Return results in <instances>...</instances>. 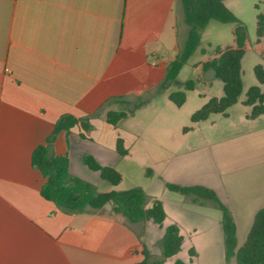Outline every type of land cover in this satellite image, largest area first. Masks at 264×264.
I'll use <instances>...</instances> for the list:
<instances>
[{
    "label": "crops",
    "instance_id": "obj_1",
    "mask_svg": "<svg viewBox=\"0 0 264 264\" xmlns=\"http://www.w3.org/2000/svg\"><path fill=\"white\" fill-rule=\"evenodd\" d=\"M187 30L180 0H0V264H137L144 249L150 259L160 254L154 249L170 223L178 225L182 242L164 264L176 258L184 264H225L221 212L209 203L163 193L170 201L162 200V226L151 219L130 223L90 207L66 211L41 196L45 178L31 160L62 114L88 117L85 137L78 124L60 129L49 153L67 154L69 172L98 191L119 190L82 156L91 154L119 171V162L138 151L142 137L129 119L152 100L160 108L171 101L172 85L159 86ZM205 75L198 83L212 87L215 77ZM247 106L228 135L216 136L211 128L220 117L229 119V107L190 123V129L183 126V132L207 129V147L185 153L168 145L160 149L168 174L163 182L213 189L236 230L237 222H245L246 234L264 205V113L249 118ZM110 110L126 115L113 125L105 119ZM118 138L127 150L122 156ZM172 139L167 133L159 140ZM144 191L151 206L157 197Z\"/></svg>",
    "mask_w": 264,
    "mask_h": 264
},
{
    "label": "trees",
    "instance_id": "obj_2",
    "mask_svg": "<svg viewBox=\"0 0 264 264\" xmlns=\"http://www.w3.org/2000/svg\"><path fill=\"white\" fill-rule=\"evenodd\" d=\"M225 0H180L183 21L188 26L184 43L179 48L176 56L166 67L164 80L160 84L161 89H166L176 83L177 75L189 56L200 43L201 31L209 20L215 19L221 22H234L236 47H228L215 58L205 62L203 68L214 69V77L222 82L223 94L220 97H210L205 103L194 110L189 117L190 123L205 120L211 113L223 112L227 107L237 101L242 91L241 58L244 54L245 30L238 17L225 5ZM256 39L264 37V3H256ZM253 72L257 83L250 85L245 92L243 103L249 105V118L257 117L264 113V67L258 63L254 65ZM262 85V86H260ZM194 83L191 79L184 82L185 89H192ZM185 91L182 89L171 90L168 98L175 105L180 106L185 101ZM124 110H110L106 114V121L115 125L118 120L125 117ZM88 117L77 118L71 114H62L55 122L53 132L47 137L45 144L38 145L32 153V163L37 167L45 180L40 188V194L56 206L66 211L80 212L86 207L93 208L101 213H110L106 203L111 204L115 215L122 217L130 223H140L153 220L162 226L165 211L162 202L154 199L148 206L149 197L141 186H132L127 189L98 191L97 187L69 172V159L67 154L52 155L49 147L60 129L69 131L78 124L85 137V131L91 128ZM185 126L183 129H190ZM116 150L119 155H125L127 150L123 146L121 138L117 139ZM83 163L91 170L97 171L101 179L116 185L121 180V174L113 166L102 165L91 154L82 156ZM150 173V170H148ZM164 185L171 191H176L189 197L192 202L209 203L221 212V227L224 235V260L225 264H264V205L255 212L252 223L242 244L237 247L236 225L225 204L216 195L215 191L201 184H182L165 181ZM182 242L179 227L170 223L164 227L163 234L157 245L160 256L150 259L144 249V258L137 264H164L167 257L175 255ZM234 258V262L231 259ZM173 264H184L180 258H176Z\"/></svg>",
    "mask_w": 264,
    "mask_h": 264
},
{
    "label": "rangeland",
    "instance_id": "obj_3",
    "mask_svg": "<svg viewBox=\"0 0 264 264\" xmlns=\"http://www.w3.org/2000/svg\"><path fill=\"white\" fill-rule=\"evenodd\" d=\"M225 3L238 17L240 24L245 30L244 54L241 58L242 91L237 101L228 108L229 119L224 120L220 117L216 125L211 128L216 132V136L221 134L228 135L231 133L230 129L235 128L236 124L239 125L238 122L243 119L244 112L249 110V107L242 103L245 92L250 85L256 83L253 67L258 63L264 67V37L257 40L255 32L257 13L255 4L259 3L261 6L264 0H226ZM236 26L237 24L234 22H221L211 19L203 28L199 45L181 67L176 83L171 88L172 90L182 89L185 91V101L180 106L169 101L167 106L163 105L160 108L161 105L152 100L141 108H135V116L129 120L142 139L140 143L136 144L138 151H135L131 157L124 158L119 162L118 169L121 173V180L114 188L127 189L132 186H141L147 192L154 193L161 202L162 200L170 201L163 193L171 194L187 201L186 198L188 199L189 197L176 191H170L165 187L163 177L168 174L165 166L166 160L162 158V155L165 156L166 153L161 154V150L166 148L167 145L176 151H180V153H185L184 151L189 147H207L206 136L209 134L207 129H203L202 133L198 130L183 132L182 128L190 125V114L206 102L209 97L223 93L221 81L218 78H214V73L210 76V79L214 78L212 87L205 88L198 81L203 82L204 74L210 68H203L204 62L215 58L228 47H236L234 33ZM180 33H182L181 30ZM189 79L193 81L194 86L192 89H185L184 82ZM215 82L221 84V86ZM225 122L231 126L225 127ZM167 133L173 136L172 142L160 141V137H164ZM211 138L214 140L217 137L211 136ZM233 145L236 146V144ZM230 146L232 144L228 143L227 147ZM187 160L189 161V159H185L184 162ZM148 170H150V173ZM106 185L107 183L105 182L102 187ZM212 209L217 213L219 212L217 209ZM244 226L245 222H237L236 238L238 245L245 238L246 231L243 230ZM158 249L159 247L156 245L154 252L156 253ZM159 256L160 254L156 255L155 258ZM202 257L199 259H202ZM232 262H234V259H232Z\"/></svg>",
    "mask_w": 264,
    "mask_h": 264
},
{
    "label": "water",
    "instance_id": "obj_4",
    "mask_svg": "<svg viewBox=\"0 0 264 264\" xmlns=\"http://www.w3.org/2000/svg\"><path fill=\"white\" fill-rule=\"evenodd\" d=\"M213 73H214V69L211 68V67L206 71V74L210 75V76H212ZM207 75H205V78L208 77ZM105 205H106V208L108 210H110L112 214H115L114 210L111 209V204L110 203H106Z\"/></svg>",
    "mask_w": 264,
    "mask_h": 264
}]
</instances>
